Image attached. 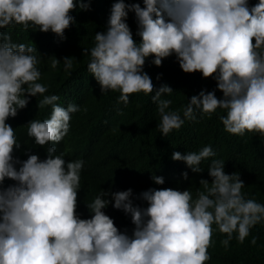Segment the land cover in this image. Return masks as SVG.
I'll use <instances>...</instances> for the list:
<instances>
[{"label": "clouds", "instance_id": "clouds-1", "mask_svg": "<svg viewBox=\"0 0 264 264\" xmlns=\"http://www.w3.org/2000/svg\"><path fill=\"white\" fill-rule=\"evenodd\" d=\"M142 2L143 7L115 0L105 30L96 32L90 49L83 48L100 93L118 92L116 104L125 107L132 94L151 95L163 138L178 131L185 120L195 122L197 112L210 118L218 108L226 112L219 116L225 132L264 138V0L254 5L249 0ZM91 3L0 0V29L19 26L21 31L51 32L64 40L65 31L76 23L71 13L91 11ZM130 12L139 42L127 23ZM36 52L30 44L14 42L11 32L0 31V264H206L215 232L226 237L220 243L227 248L233 239L243 244L251 229L264 223V204L246 198L240 174H227L222 159H211V182L200 179L195 198L190 188H149L134 196L131 188L100 192L92 183L97 196L81 213L78 192L88 166L84 156L66 158L54 145L68 135L71 114L82 109L73 103L63 107L58 95H45L49 86L39 82ZM173 55L184 73L199 72L216 82L214 90H201L190 98L183 118L181 109L170 110L172 100L162 98L172 94V87L155 88L144 71L149 58L160 67ZM60 63L53 56L50 67L56 69ZM63 64L69 72L72 57H64ZM38 95L43 99L35 103L37 109L50 106V117L30 120L24 134L41 148L53 146L46 147L43 160L31 152L18 158L22 145L9 123L28 106L30 97ZM216 155L209 144L186 154L174 151L171 159L199 174L204 171L202 161ZM182 177L187 180L188 172ZM151 178L156 185L165 183L162 176ZM6 180L14 183L5 186ZM109 205L130 217L131 234L118 229L107 215ZM257 239L253 236L251 245Z\"/></svg>", "mask_w": 264, "mask_h": 264}, {"label": "trees", "instance_id": "trees-1", "mask_svg": "<svg viewBox=\"0 0 264 264\" xmlns=\"http://www.w3.org/2000/svg\"><path fill=\"white\" fill-rule=\"evenodd\" d=\"M113 2L115 0H92L91 11H73L71 15L75 17L76 23L65 31L64 40H60L51 32H32L31 29L27 32L21 31L19 26L0 29L3 32H11L14 42L30 44L37 48L36 55L40 60L37 68L42 74L39 82L49 86L45 95H58L60 100L57 103L63 107L73 103L82 109L71 114L68 135L61 143L54 145L57 154L63 152L66 158L71 155L84 156V162L88 166V169L81 173L79 211L85 212V203L91 202L97 196L92 183L100 188V192L102 189L108 190L109 187L112 191L131 188L134 196L149 188L170 187L181 191L190 188L195 198L199 180L207 179L211 182L207 172L211 159L224 160V170L227 174H240L245 184L242 192L246 194V198H254L264 204V138L247 132L243 136L225 132L219 120V116L226 115L224 110L218 108L210 118H201L197 112L195 122L185 120L178 131L173 130L163 138L157 129L160 118L156 104L151 101V95L132 94L129 104L125 107L123 104H116L118 92L100 93L99 85L87 70L89 57L82 55V52L83 48L90 49L94 45L96 32L105 30ZM125 2H139L143 7L142 0ZM249 2L254 5L258 0ZM127 23L134 39L139 42L134 13H129ZM53 56L61 61L56 69L50 67ZM64 57L73 59V68L69 72L64 70ZM150 61L151 58L146 61L144 71L151 77L155 88L158 89L163 84L172 87V94L162 98L172 100L170 110L181 109L182 118V109L193 95H198L201 90L212 91L216 88L215 80L204 79L199 72L184 73L174 55L164 59L160 67L152 65ZM222 95V92L216 91L217 98ZM40 99L43 97L39 95L30 97L28 106L19 110L17 117L9 123L17 132V140L22 145L18 149V152L21 151L17 155L18 158L31 152L38 154L43 160L46 158V147L53 146L49 144L41 148L24 134L23 129L27 128L26 124L30 120H44L50 117V106L37 109L35 103ZM118 111L122 114H118ZM209 144L217 155L202 161V173H193L182 161L171 159L174 151L186 154ZM185 171L188 172L187 180L182 177ZM153 175L162 176L164 185L154 184L151 178ZM86 178L91 179L89 181ZM12 183L14 182L6 180L5 186ZM142 206L147 205L145 203ZM106 210L118 229L122 232L127 229L131 234L134 226L130 217L111 205ZM81 213V218H87ZM213 227L215 228V225ZM253 236L258 237L254 246L250 243ZM224 238L226 237L218 232L213 234V243L208 249L211 259L206 264H264V223L253 227L243 244L233 239L229 247L225 248L220 243Z\"/></svg>", "mask_w": 264, "mask_h": 264}]
</instances>
